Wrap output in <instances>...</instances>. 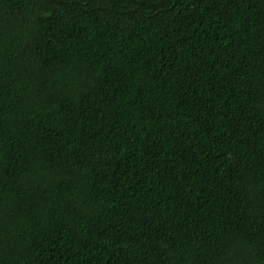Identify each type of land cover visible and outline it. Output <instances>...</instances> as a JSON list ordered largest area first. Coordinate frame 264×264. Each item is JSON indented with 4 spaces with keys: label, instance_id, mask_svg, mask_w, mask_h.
Returning <instances> with one entry per match:
<instances>
[{
    "label": "trees",
    "instance_id": "16d2710c",
    "mask_svg": "<svg viewBox=\"0 0 264 264\" xmlns=\"http://www.w3.org/2000/svg\"><path fill=\"white\" fill-rule=\"evenodd\" d=\"M0 264H264V0H0Z\"/></svg>",
    "mask_w": 264,
    "mask_h": 264
}]
</instances>
